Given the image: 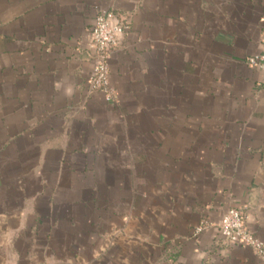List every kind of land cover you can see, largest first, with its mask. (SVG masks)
I'll return each mask as SVG.
<instances>
[{
	"label": "crops",
	"instance_id": "obj_1",
	"mask_svg": "<svg viewBox=\"0 0 264 264\" xmlns=\"http://www.w3.org/2000/svg\"><path fill=\"white\" fill-rule=\"evenodd\" d=\"M262 51L264 0H0V264H264L219 231L264 244Z\"/></svg>",
	"mask_w": 264,
	"mask_h": 264
},
{
	"label": "built area",
	"instance_id": "obj_2",
	"mask_svg": "<svg viewBox=\"0 0 264 264\" xmlns=\"http://www.w3.org/2000/svg\"><path fill=\"white\" fill-rule=\"evenodd\" d=\"M114 20L113 12H100L95 19L91 39L87 45L93 54L94 68L86 81V85L92 92L103 93L107 102L115 100L114 92L109 86V60L119 45L120 37L130 29L127 22L122 20L115 22ZM246 63L250 69L264 75V51L250 56ZM219 231L229 246L251 248L258 257L264 258V244L247 229L246 217L241 209L231 208L227 210L220 221Z\"/></svg>",
	"mask_w": 264,
	"mask_h": 264
}]
</instances>
